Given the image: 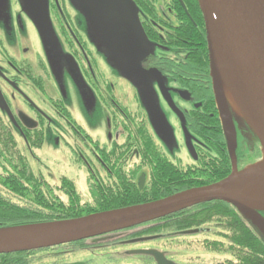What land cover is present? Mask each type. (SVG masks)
I'll return each mask as SVG.
<instances>
[{"label":"flooded vegetation","instance_id":"af4514ba","mask_svg":"<svg viewBox=\"0 0 264 264\" xmlns=\"http://www.w3.org/2000/svg\"><path fill=\"white\" fill-rule=\"evenodd\" d=\"M135 1L141 9L142 28L154 47L150 54L141 58L145 74L140 72L142 89L137 83L134 85L125 77L117 75L113 68L103 65L99 55L89 44L84 14L76 10L70 0H46L50 22L57 38L53 49L29 14L30 9L34 10V15L37 14L36 10L43 5L41 0H0V133L6 135L4 131L8 129L11 144L27 154L28 159L36 154L39 172H35L41 177V186L47 194L54 192V196L62 200L78 196L83 205L99 196L118 193L140 195L150 194L153 190L168 192L171 186V169L178 173H189L196 169L213 170L209 180L218 176L219 169L216 166L223 159L221 157L218 161L217 148L210 141L211 135L205 127H200L201 120L205 119L202 115L214 116L212 98L208 96L212 90L214 92L210 61L209 68L204 67V75H192L194 66L200 68V60L195 61L200 52L194 47V42L186 44L182 40L186 26L191 27L193 24L201 31L199 8L189 0ZM73 16L77 21H74ZM31 40L35 43L34 49L28 45ZM56 63L60 64L64 75L68 77L64 83L67 93L56 85L53 67ZM209 74L212 88L207 79ZM124 82L129 85L128 92L119 95L116 89ZM71 89L78 104V112L82 114V122L72 109ZM151 89L156 91L158 101L155 104H144V100L149 102L151 99ZM214 103L219 113L216 96ZM154 106H158L156 111H164L170 117L169 124L177 123V118L182 121L184 142L178 138L171 139L167 146L183 145L187 162L181 157H176V160L169 156L158 135L155 136L147 116V110ZM233 120L234 123L238 122L235 117ZM219 121L221 124L220 113ZM242 125L240 128L236 124L237 166L241 159L240 152L245 146H249L248 141L258 138L247 123ZM221 128L226 136L223 124ZM45 141L52 142L56 152L65 153L63 162L54 161V164L48 166L39 158L38 150L44 149ZM232 164L233 160V170ZM59 165L64 167L60 169ZM63 169L83 174L84 185L86 184L84 191L79 188L76 178L66 171L58 178H53V181L45 175L61 173ZM189 179L190 177L187 178ZM214 182L217 181L209 184ZM194 185L187 184L186 190L188 187L193 189ZM71 187H74V192L69 190ZM171 195H161L158 199ZM151 201H154L152 196L142 203ZM118 232L88 238L85 245H56L52 247L53 250L45 251L33 260L7 264H46V255L56 262L66 259L70 252L77 249L90 250L99 257L102 252L106 253L120 246L136 247L132 243L156 240L155 234L120 239V236L114 234ZM203 234L206 233L195 235ZM152 236H155L152 240L137 241ZM184 236L158 239L156 242L159 247L153 250H117L110 255L106 254V257L109 258V263L131 262L132 254H144L153 258V264H158L156 256L144 251L159 250L169 260L179 264L169 253L174 246L185 249L176 240ZM181 243L186 244L187 241ZM188 247L190 245L186 244V248ZM200 256L201 254L196 253L193 257ZM219 259L220 257L212 260L213 264H218ZM191 260H187L185 264H203L198 259L195 260L196 263ZM146 262L149 264L147 260ZM82 263L85 264V261Z\"/></svg>","mask_w":264,"mask_h":264},{"label":"water","instance_id":"95a60500","mask_svg":"<svg viewBox=\"0 0 264 264\" xmlns=\"http://www.w3.org/2000/svg\"><path fill=\"white\" fill-rule=\"evenodd\" d=\"M95 1L109 16L116 18L115 8L121 0ZM198 2L205 22L211 71L213 63H217L224 71L227 81L249 115L248 122L258 133L264 146V0H198ZM41 3L43 5L36 10L37 14L34 15L32 13L34 10L31 9L29 14L39 26L42 35L55 47L54 41H57V38L50 22L46 0H41ZM212 76L214 81L213 71ZM140 87L142 89V85ZM214 91L218 103H221L225 110L221 113L224 124L225 121L228 124L227 142L234 158V169L225 178L149 203L108 209L76 218L1 226L0 254L45 249L129 229L170 215L174 211L215 200L234 204L245 219L252 222L264 236V218L258 213L259 210L264 211V203L241 197L236 193L238 189L247 186L264 185V170L248 165L246 170L238 171L234 145L235 128L230 123L227 113L231 105L225 102L223 99L225 97L219 92L215 81ZM154 254L158 256V264H168L167 258L161 252L155 251Z\"/></svg>","mask_w":264,"mask_h":264},{"label":"trees","instance_id":"16d2710c","mask_svg":"<svg viewBox=\"0 0 264 264\" xmlns=\"http://www.w3.org/2000/svg\"><path fill=\"white\" fill-rule=\"evenodd\" d=\"M189 2L195 3L199 8L198 17L202 29L199 32L193 24L191 27L186 26L182 40L186 44H190V41L194 42V47L200 52L195 57L196 62L198 59L200 60V68L199 66L192 68V75L199 77L205 74L204 67L209 68V50L207 49L204 17H202L198 0H189ZM207 79L210 80L211 84L210 74ZM202 89L204 90V88ZM208 96L212 98L214 116L202 115L205 119L201 120L200 127H205L211 135L212 140L210 141L214 142L217 148L218 161L221 157L223 159L216 166L219 173L214 180L218 181L225 178L232 171V157L230 156L227 138L222 132L219 113H217L216 104L214 103L213 90ZM4 132L6 135L0 133V227L76 218L89 213L108 210L109 208H119L130 204L137 205L150 199L151 196L152 200H156L161 195L167 196L186 189L187 184H195L194 187H199L198 184L204 186L214 181L209 180L213 170L198 171L200 169H196L189 173H178L171 169L169 172L171 186L168 192L153 190L150 194L140 195H138L139 193L129 195L118 193L116 195L99 196L94 201L81 205V198L78 196L62 200L55 197L54 192L47 194L41 186V177L36 174L32 165H30L27 154L13 147L8 136V129H5ZM248 144L249 146H245L244 150L240 152L241 159H239L238 165L241 167L246 162H253L262 157L261 144L258 138L251 142L248 141ZM255 156L256 158H254ZM188 177H190L189 180H187ZM69 190L74 192V187ZM195 228L203 229V232L206 233L203 234V238L197 239L199 236L195 235L184 236L181 239L189 238L186 244L190 246L193 243L194 245L198 243L205 249L208 248L217 253H228V257L219 259L218 264H264V240L252 228L250 221L245 219L240 209L228 201L215 200L194 205V207L185 208L177 213L162 216V218L129 229H123L114 234L120 236V239H130L135 236L141 237L152 234L174 235ZM176 240L180 241L179 239ZM87 241L88 239H84L66 244L85 245ZM48 250H53V248L2 253L0 254V264L26 259L33 260L39 254Z\"/></svg>","mask_w":264,"mask_h":264},{"label":"rangeland","instance_id":"374dc122","mask_svg":"<svg viewBox=\"0 0 264 264\" xmlns=\"http://www.w3.org/2000/svg\"><path fill=\"white\" fill-rule=\"evenodd\" d=\"M70 1L73 3L76 10H79L84 14L85 23L88 30L89 44L93 46L96 54L99 55L100 61H102L103 65H105L107 68H113L114 72L117 75L123 78L125 77L134 85L135 83L141 85L140 72L144 74L141 65L142 55L144 51L152 52L154 47L152 42L149 41L146 32L142 28V22L140 20L142 17L141 9L137 5L136 1L121 0L115 8L116 18L109 16L108 13L104 11L103 8H101L102 6L100 4H97L95 0ZM73 18H75L74 21H77V18L75 16H73ZM28 45L32 47V49L36 47L34 41L32 40ZM53 67L56 78V85L66 91L64 83L65 79L68 77L64 75L62 67H60L59 63H56ZM128 89L129 85L124 82L121 84V86L117 87L116 91L117 94L120 95L127 93ZM71 95L72 109H74L77 119L82 122V114L78 112V104L76 102V98H74L73 89H71ZM149 95L151 96V99H149V102H147V100H144V104L157 103L158 95H156V91L151 89ZM157 108L158 106H154L153 108L150 107L149 110H147V116L150 119L151 127L153 128V132L156 134L155 136L158 135V138H160V141L163 144L162 147L165 149L169 156L176 160H178L176 157H181L183 158L182 160L184 162H187L188 160L185 156L184 151L185 147L184 149L182 148L183 145L182 147L179 145L170 147L167 146V142H169V140L171 139L175 140L178 138L179 141H181L182 143L184 142L185 136L183 127L181 126L182 121L177 118V123L169 124L170 117L166 116L164 111H156ZM225 124L226 126L228 125L226 121ZM236 124L237 127L240 128H242L243 126L241 121L236 122ZM20 142L23 144L22 141ZM38 151L39 153L37 154L38 156H40L39 158L42 159V161L46 162L48 166H51V163H53L54 161L63 162L65 160V153L56 152L53 148L52 142L47 143V141H45L44 149ZM37 162L38 160L36 158V154H34L29 163L34 167V169L36 167L34 171L39 172V166L37 165ZM58 167L62 169L64 165H59ZM63 171H66L67 174L75 177L77 182L80 184L79 188L84 191L83 188L86 186V184L84 185L83 174L80 171L63 169L61 173H56L53 175L45 173V175L49 180L53 181V178H58L60 175H63ZM254 229L257 230L255 227ZM257 232L258 234L262 235L261 231L257 230ZM198 236L199 237L197 239L204 237L203 235ZM185 240L189 241V238L180 239V246L185 249H177V246H174L169 253V255L173 256L176 261L180 262L179 264H185L187 260L191 259H198L203 264H213L212 260H216L218 259V257H220V259L228 257V253H213L209 251L210 249H205L201 244L198 243H196L195 245L193 243L192 246L186 248V244L181 243ZM136 243H132L135 244L136 247H130V245L120 246V248H117L115 250H110L106 253L102 252L99 257H96L97 254L91 252L90 250L77 249L74 252H70L69 256H67L66 259L56 260V262L57 264H83L82 262L85 261V264H108L110 260L108 257H106V254L110 255V253L116 252L117 250H119L120 252L131 248H136V250H153L159 247L156 240ZM196 253L201 254V256L199 258H194L193 256ZM135 255L136 254H132L130 259L131 262L121 261L110 262L109 264H148L146 260L149 262V264H153L152 257L144 254L139 256ZM195 260L191 261L196 263ZM45 261H47L46 264L56 263L49 257V255H46Z\"/></svg>","mask_w":264,"mask_h":264},{"label":"bare ground","instance_id":"6f19581e","mask_svg":"<svg viewBox=\"0 0 264 264\" xmlns=\"http://www.w3.org/2000/svg\"><path fill=\"white\" fill-rule=\"evenodd\" d=\"M44 39H45L46 42L47 41L49 42V44H50V46H51L52 49L56 47V46L53 47L49 40H47L46 38H44ZM207 41H208V38H207ZM150 53L151 52H149V51H144L142 57L144 58V57H146ZM209 60H210V51H209ZM210 71H211V60H210ZM212 71L214 72L215 85L218 86L219 92H222L223 96L225 97V98H223V99H225V102H227L229 105H231V108L227 111V113L228 114L229 113L231 114V116L229 114L230 123H232V125L235 128V134H236V123H234L233 117H235L237 121H241V123H247L250 126L251 130L253 131V133H255L258 136V138H259L258 133H256L254 131L253 127L249 123L250 122L249 115L244 110V107L242 106V103L239 102V100H238L239 98L237 97L235 91H233V89L231 88V86L229 84V81H227V78L225 77L224 71L221 69V67L217 63H213L212 64ZM212 71H211V75H212ZM212 81H213V76H212ZM214 81H213V89H214ZM215 96H216V92H215ZM216 103H217L218 111L220 113L221 124H223L224 134H226V138H227L228 137L227 136L228 134L226 132V124H224V117H223V115L221 113L222 111H225V110L221 106V103H218L217 97H216ZM260 143H261V141H260ZM234 145H235V147H237V134H236V142H235ZM261 150H262L261 151V154H262V157L261 158H259L258 160H256V162L246 163L241 168H239V166H238V171H244V170H246V167H248V165H252L256 169L264 170V146L263 145H262V149ZM229 151H230V156H232L231 155L230 146H229ZM235 156H236V154H235ZM232 160H233V163H234L233 156H232ZM232 166H233V164H232ZM236 166H237V156H236ZM233 169H234V166H233ZM236 193L238 195H240L241 197L251 198V199H255L257 201L259 200V201H261V202L264 203V185H258L256 187L255 186H252V187L251 186H247V188L238 189L236 191ZM177 212H179V211H177ZM177 212L174 211L173 213H170V215L171 214H174V213H177ZM258 213L264 218V215L262 214L263 211L259 210ZM90 214H92V213H90ZM250 225L252 226L253 229H254V227L256 228V226L252 222H250ZM109 233H107V234H109ZM200 233H205V232H203V229L202 228L188 229V230L181 231L179 233H175L174 235H166V234L156 235V240L163 239V238H165V239L166 238H174V237L184 236V235L193 236L195 234H200ZM102 235H105V234H102ZM98 236H100V235H98ZM259 236H261V238L264 240L263 234L262 235L259 234ZM88 238H96V237H88ZM154 238H155V236H152V237H148V238H142V239H139L137 241H142V240H147V239L152 240ZM67 243H69V242H67ZM60 245H65V244H60ZM155 251L156 250H154V252ZM157 251H159V250H157ZM154 252L152 253L149 250H145L144 251V253H146V254H149V255H152V256L153 255L156 256L157 257V260H158V256L155 255ZM162 255L165 256L163 253H162ZM165 257L167 258V256H165ZM167 260H168V264H177L176 262L174 263L173 261L169 260L168 258H167Z\"/></svg>","mask_w":264,"mask_h":264}]
</instances>
